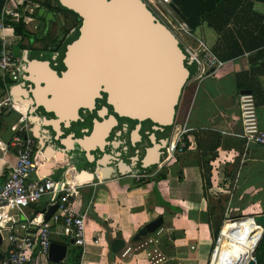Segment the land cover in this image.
<instances>
[{
  "label": "crops",
  "instance_id": "crops-1",
  "mask_svg": "<svg viewBox=\"0 0 264 264\" xmlns=\"http://www.w3.org/2000/svg\"><path fill=\"white\" fill-rule=\"evenodd\" d=\"M47 1H43L42 7L34 15L39 29L33 31L30 39H23L15 32V27L5 32L13 44L12 52L16 58L18 56L22 66L28 51L46 60L42 52L53 50L48 44L56 42L66 46L76 32V17L71 15L67 32L58 31L57 36L45 41H31L35 36L39 39L41 35H44L42 38L45 35L52 36L53 31L58 29V23L47 16L50 11L57 13L61 25L67 23L65 13L56 8L50 9L45 4ZM204 1L208 3L205 9L210 8L213 12L209 16L205 15L204 21L194 31L181 20L180 10L176 6L179 14L174 10L175 14L192 32L193 37L176 33L188 48H195L198 38H203L225 65L214 74H209L206 69L199 73L197 63L190 67L194 75L185 87L175 126L186 123L193 130L187 137L189 147L171 164L166 179L150 181L153 174L138 184L139 181L132 175L116 174L101 181L92 174L91 164L84 157L69 164L71 157L56 149L55 143L48 142L49 135H45L44 139L48 143L43 145L42 127L38 123L39 134H36L34 127L33 135L39 139L35 152L37 161L45 164L41 172L54 179L66 176L71 182L84 185L79 186L72 197L77 209L88 212L87 244L82 249L80 263L72 259L73 249L78 250L80 247L70 243L72 238L65 234L63 220L54 223L52 227V241L68 245L63 264H151L148 254L154 253L152 249L158 250L163 257L164 261L160 264H169L167 260L174 264H210L216 242L210 211L217 205L223 206L225 210L221 246L215 257L218 264H225L222 262L225 256L231 259V253L227 255L224 251L226 236L236 237L232 251L241 239L239 232L247 220L252 231L247 233L253 234L255 238L262 234L264 229L258 225L255 227L248 218L236 221L240 227L237 231H233L228 223L233 221L232 216L253 218L264 214V146L250 144L247 147L246 142L239 137L242 132L239 97L243 91L249 90L254 94L259 120L264 128V0ZM51 2L53 5L54 1ZM157 7L161 11L159 5ZM41 9L44 13H41ZM14 46H19V55L15 54ZM24 74L21 87L26 83ZM7 86L0 79V99L6 95ZM21 96L25 97L24 93ZM32 116L38 122L39 116ZM17 120V113H4L0 117V183L4 182L16 163V152L10 143L13 136L11 126ZM77 134L81 135L79 131ZM113 140L118 141V138ZM206 177H209L210 184H207ZM155 187L161 197L179 211L164 207L154 192ZM52 202L51 196L44 197L26 209L25 214L33 217L48 210ZM11 213L18 214L19 211L13 209ZM159 216H165V221L155 234L140 242L132 240L144 225ZM116 238L126 241L125 249L117 253L111 250V243ZM150 238L157 240V243L138 248ZM258 243L256 240V245L252 246L256 247ZM4 250L5 243L1 248L3 253ZM218 255L222 260L217 258ZM238 261L239 264L243 262ZM31 264L57 262L50 260L48 255L35 254Z\"/></svg>",
  "mask_w": 264,
  "mask_h": 264
},
{
  "label": "water",
  "instance_id": "water-1",
  "mask_svg": "<svg viewBox=\"0 0 264 264\" xmlns=\"http://www.w3.org/2000/svg\"><path fill=\"white\" fill-rule=\"evenodd\" d=\"M58 2L81 18V26L75 28L80 35L66 44L60 68H54L38 54L26 53L23 59L26 79L23 93L31 101L29 114L42 118L43 145L55 143L56 149L71 157L69 164L84 157L91 164L92 174L98 179L100 175L101 180L116 174H128L129 166L120 163L121 151H115L120 142L113 139L121 136V131H115L119 127L116 115L135 123L130 133L133 146L141 136L139 129L142 122L149 119L152 120L149 138L156 142V130L166 131L175 127L185 87L194 75L189 67L196 62L176 33L149 9L145 0ZM170 6L179 14L173 2ZM160 7L171 19L167 10ZM71 85L81 90L82 100L77 97L73 108L57 104V94ZM99 97L111 104L110 114ZM39 109H43L44 115L38 114ZM88 112L90 115L99 112L103 118L95 117L89 122L85 118ZM47 122L51 124L47 125ZM80 126L83 128L80 129ZM45 135L50 136L48 142L44 139ZM69 138L70 145L64 142ZM169 138L168 135L160 141L167 145ZM151 151L156 155L147 160ZM96 152L100 155L97 156ZM163 155L165 157V149L156 144L148 148L143 158H139L138 154L130 158L140 161L143 169L152 170L164 158ZM58 206L54 203L48 208L44 216L46 221L50 220ZM253 219L264 228V214ZM164 221V216L150 221L132 240L139 242L156 233ZM70 243L73 244L74 240L71 239ZM2 245L0 233V260L3 257ZM125 247L126 241L122 238H116L111 243V250L116 253ZM67 251V244L52 241L48 256L52 261L61 262L66 258ZM248 264L256 262L251 259Z\"/></svg>",
  "mask_w": 264,
  "mask_h": 264
},
{
  "label": "built area",
  "instance_id": "built-area-1",
  "mask_svg": "<svg viewBox=\"0 0 264 264\" xmlns=\"http://www.w3.org/2000/svg\"><path fill=\"white\" fill-rule=\"evenodd\" d=\"M145 1L156 9H159L157 6L160 7L161 5L167 10V13L172 17L171 19L164 12L162 14L168 22L169 28L175 33L177 31L182 36L193 37L192 32L178 19L170 6L172 0ZM39 8V3L33 0H5L0 15V79L8 85L6 95L0 99V117L4 113L18 114V120L11 126L13 136L10 143L16 152V163L4 182L0 183V233L3 237V243H5L1 264H31L35 254L48 255L52 242L53 224L60 220L64 222L65 234L74 240L76 246L83 249L87 244L88 212H81L74 206L72 200L77 188L84 185L73 183L66 176L54 179L52 176L41 172L43 171L42 166L45 167V164L37 161L35 153L39 139L33 135L35 123L31 120L32 115L29 114L31 101L29 97L21 96L24 90L21 84L25 71L14 56L13 44L5 33L8 30H13L14 24L19 22L28 29L37 31L39 24L34 15ZM188 51L197 63L199 73L206 69L209 74H214L225 65V62L218 58L203 38H198V45L195 48H189ZM239 108L242 124V132L239 137L246 142L247 147L250 144L264 146V128L261 126L257 101L252 92L240 95ZM192 130L186 123L173 128L160 168L168 163L169 165L173 164L185 153L189 147L186 138ZM98 177L101 180L100 175ZM134 177L138 181L141 180L139 176ZM47 196L53 198L51 205L59 204L57 211L50 220L46 221L44 218L47 209L33 217L25 214V210L32 204ZM13 209H17L19 213L12 214ZM21 215H23V219H21ZM221 234L222 230L211 254L210 264H214L217 250L221 246ZM153 243H157V240L150 238L138 248ZM148 256L155 261H153L154 264L163 260L158 250H154V253H149ZM251 259L257 262L256 258L251 255V258L244 264H248ZM57 264H63V262H57Z\"/></svg>",
  "mask_w": 264,
  "mask_h": 264
},
{
  "label": "trees",
  "instance_id": "trees-1",
  "mask_svg": "<svg viewBox=\"0 0 264 264\" xmlns=\"http://www.w3.org/2000/svg\"><path fill=\"white\" fill-rule=\"evenodd\" d=\"M172 2L180 10L179 16H180L181 20L193 31L199 27V25L202 21H204V19L206 18L205 15L209 16V14L211 12H213V10H211L210 8H209V10L205 9L206 7H208V3H206L204 0H172ZM4 3H5V0H0V15H1V10H2ZM45 4L50 9H55L57 7L58 9H63V11H65L69 14H72L74 17H76V24H75L76 27L79 28L81 26V22H82L81 18L78 15H76L75 13H73L71 10H68V9L60 6L58 0H55L54 6L52 5L51 0H48L47 2H45ZM14 26H15V32L17 34L21 35L23 39H26V38L30 39L34 34L33 31L28 29L21 22L15 23ZM79 35H80V33L77 30L70 37V41L77 39L79 37ZM48 46L50 47L51 44H48ZM65 48L66 47L64 46V50H65ZM204 132L206 133L207 131H204ZM186 140H187V138H186ZM187 145H189L188 140H187ZM203 167H205V165H203ZM166 177H167L166 171L164 172L162 170L159 173L152 176V178H150V179L148 178V179L150 181L154 180L155 182H158V181L166 179ZM145 179L143 178V179L139 180L138 184H142ZM205 180H206L207 184H210L209 177H206ZM154 192L157 194V196L159 197V200L161 201V203L163 204L164 207L179 211V209L177 207H174L173 205H171L170 203H168L167 201H165L161 197V195H160V193L156 187L154 189ZM224 212H225L224 207L221 205L215 206L210 211L211 222H212L211 228H212L214 239H216L220 235L222 225H223V222L225 220ZM73 245H75V244H73ZM81 257H82V248L80 247L78 250L76 248L73 249V258H72L73 261H75V263H80ZM254 257L256 258V261H257L256 264H264V235H263V238L259 241V243L255 249Z\"/></svg>",
  "mask_w": 264,
  "mask_h": 264
},
{
  "label": "flooded vegetation",
  "instance_id": "flooded-vegetation-1",
  "mask_svg": "<svg viewBox=\"0 0 264 264\" xmlns=\"http://www.w3.org/2000/svg\"><path fill=\"white\" fill-rule=\"evenodd\" d=\"M62 46H63L62 43H56V42L52 43V45H51L52 48L56 47L58 49L62 48ZM99 101H101L102 104L107 105L108 110H109L108 114H110L112 106L109 103V101L103 97H99ZM82 111L83 110H81V113H82ZM86 114H87V116H85V118H87V119L89 116H91V117H89L90 118L89 122L95 117H98L99 119L103 118V115H99V112L95 113L94 115H90L89 112ZM116 118H117L119 127H117L115 129V131H121V136H119V138H118V141L120 142V144L118 145V147L115 151L116 152L118 150L121 151V154L119 155V158H121L120 163H124V164H127L129 166L130 170H129L128 175H132L133 177L139 176L140 179H143V178H146L147 176L159 173L162 170V168H160V165L163 163L164 158L161 160V162L154 169L149 170V169H143L142 163L140 161H137L136 159H131L130 157L134 156L135 154H138L139 158H143V156L146 154L148 148H153L156 144H159L160 149L166 150L170 140L168 141L167 145H166V143L163 144V142H161L160 140L163 139L164 137L168 136V135L171 136L173 128H172L171 133H170L171 135L167 133L168 129L166 131H160L159 129L156 130L154 132L156 142H154V141H151V139L149 138V135L152 132V126H150V125H152V120H150V119L146 120V121L142 122V126L139 129V133L141 134V136L139 138L137 137L138 140L136 142V145L133 146L131 141H130V133L133 130V128L135 127V123L131 119L121 118V117H118L117 115H116ZM38 121H39L40 125L42 126L43 122L39 119V117H38ZM46 124L48 125L51 123L47 122ZM126 128H127V130H126ZM134 139H135V137H134ZM139 149L141 151H139ZM155 153L156 152L151 151L150 156H148L147 160H149L151 157L156 155ZM163 157H164V155H163Z\"/></svg>",
  "mask_w": 264,
  "mask_h": 264
},
{
  "label": "bare ground",
  "instance_id": "bare-ground-1",
  "mask_svg": "<svg viewBox=\"0 0 264 264\" xmlns=\"http://www.w3.org/2000/svg\"><path fill=\"white\" fill-rule=\"evenodd\" d=\"M79 94H81V90L79 88L71 85V86L67 87V89H65L63 92H59V94H57L58 101H59V103H57V104L65 105V106L73 108L74 103H76V98L78 97V99L82 100L81 98L84 97L82 94L81 95H79ZM39 119L42 121V118L39 117ZM31 120L33 121V123H35L36 134H39L40 126H41L39 121L37 122V120L33 116L31 117ZM38 123L40 126L38 125ZM247 218L252 221V223L255 227L261 226L260 224L256 223L253 218H250V217H240V218H238V220L247 219ZM238 220H233V221L228 223V226H231L233 228V231H237L240 228L238 223H236V221H238ZM249 230L251 231L250 223L247 220L246 223L241 226V232H239L241 239L237 242L234 250H232V251H231V249L235 245L236 237L234 235L226 236L227 239L224 243V245H225L224 251L228 252L229 254L231 253V257H230L231 259H228L229 257L225 256L222 262H224L225 264H230L229 262L232 260V264H239L238 260H243V262H241V263L244 264L247 260H249L251 258V255L255 249V248L254 249L252 248V245L255 244L256 240L260 241V239L264 233V230L262 231V234H260L258 236V238H255L250 233H247V232H249ZM258 231H261V229H259ZM259 233H261V232H259ZM217 253H218V250H217ZM219 256L220 255H218L217 258L221 259ZM214 264H218V261L214 260Z\"/></svg>",
  "mask_w": 264,
  "mask_h": 264
},
{
  "label": "rangeland",
  "instance_id": "rangeland-1",
  "mask_svg": "<svg viewBox=\"0 0 264 264\" xmlns=\"http://www.w3.org/2000/svg\"><path fill=\"white\" fill-rule=\"evenodd\" d=\"M43 1L44 0H35V2H37V3H39V5H40V7H42V5H43ZM54 1V4H55V0H53ZM54 4H53V6H54ZM152 9L154 12H155V14L166 24V25H168L169 26V24H168V22L166 21V19L164 18V16H163V14H162V12L159 10V9H156V8H154L152 5H150L149 4V9ZM160 9H161V7H160ZM56 10L57 11H61V13L63 12V13H65L64 15L66 16V25H61L60 24V22H59V20H58V15H57V13H53L52 11H50L48 14H47V16L48 17H51L53 20H54V22H56V23H58V25H57V30H55V31H53V34H51L52 36H46L45 35V37L44 38H42L44 35H41L40 36V39L39 38H37V36H35V37H33L32 39H31V41L32 42H35V40H38V42H39V40L40 41H45V40H48L49 38H52V37H54V36H57V32L59 31L60 33H63V32H67V30L69 29V28H67V27H69L70 26V20H71V15L72 14H69V13H67V12H65V11H63V9H58L57 7H56ZM41 13H44V10H42L41 9ZM76 23V22H75ZM177 32V31H176ZM36 33V32H35ZM177 34V33H176ZM42 38V39H41ZM65 46V45H64ZM64 46H63V48H61L60 50H51V51H47V50H45V52H42V54L44 53L45 54V57H46V61H48V62H50L51 63V65H53L54 67H58V68H60V66H61V64H60V59L62 58V56H63V53L65 52V50H64ZM187 48H188V46H187ZM14 52H15V54L16 55H19V46H14ZM189 49V48H188ZM17 58H18V56H17ZM189 69H191L192 70V68H190L189 67ZM44 113V111H43V109H39L38 110V114L39 115H42ZM44 115V114H43ZM89 117H91V116H89ZM88 117V120L90 119ZM150 126H152V125H150ZM89 128V127H88ZM126 130H127V128H126ZM168 134H170L171 133V129H169L168 130V132H167ZM70 139L71 138H69V139H67L66 141H64V142H66L67 144H69V142L68 141H70ZM70 145V144H69ZM116 150V149H115ZM139 151H141L140 149H139ZM96 155L97 156H99L100 155V153H98V152H96ZM171 165H169V163L167 164V165H165L164 167H162V170L165 172L166 171V173H169V171H170V169H171V167H170ZM66 169V167H64V170ZM57 179H59L60 178V176H58V177H56ZM248 214V212L247 213H245V215H247ZM166 216V215H165ZM164 216V217H165ZM168 216V215H167ZM240 216H242V215H240ZM240 216H232V217H234V218H232V220H234V219H238V218H240ZM249 216H250V214H249ZM228 221V220H227ZM222 230V229H221ZM249 232L251 233L252 231H250L249 230ZM172 235V234H171ZM253 235V234H252ZM263 238V237H262ZM261 238V239H262ZM217 239H218V237L215 239V241H217ZM260 239V240H261ZM142 241V240H141ZM140 242V241H139ZM216 243V242H215ZM256 243V242H255ZM256 245V244H255ZM255 245L254 246H252L253 247V249L255 248ZM214 248H215V245L213 246V250H214ZM213 250H212V253H213ZM152 251H154V249H152ZM254 252H255V250H254ZM254 252L252 253V255L254 256ZM229 253L227 252V255H228ZM151 260V259H150ZM153 261L154 260H151V264H154L153 263ZM164 261V260H163ZM163 261H161L160 263H163ZM155 262V261H154ZM160 263H156V264H160ZM167 263H169V264H174L171 260H167ZM176 264V263H175ZM231 264H232V260H231ZM241 264V263H240Z\"/></svg>",
  "mask_w": 264,
  "mask_h": 264
}]
</instances>
